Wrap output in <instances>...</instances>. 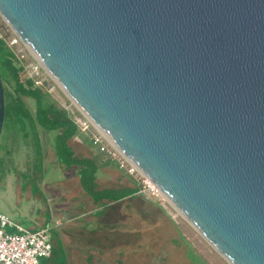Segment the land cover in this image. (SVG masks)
<instances>
[{
    "label": "water",
    "instance_id": "95a60500",
    "mask_svg": "<svg viewBox=\"0 0 264 264\" xmlns=\"http://www.w3.org/2000/svg\"><path fill=\"white\" fill-rule=\"evenodd\" d=\"M0 15L230 264H264V0H0ZM4 115L0 74V135Z\"/></svg>",
    "mask_w": 264,
    "mask_h": 264
},
{
    "label": "rangeland",
    "instance_id": "374dc122",
    "mask_svg": "<svg viewBox=\"0 0 264 264\" xmlns=\"http://www.w3.org/2000/svg\"><path fill=\"white\" fill-rule=\"evenodd\" d=\"M14 34V31L0 15V37L8 39ZM20 77L21 80H25L23 72H20ZM56 88L50 95L57 106L66 109L71 117L76 115L82 120L86 119L87 116L79 108L73 107L72 101L65 92ZM23 99L29 109L34 111L33 100L27 97ZM93 125L88 124L86 131H78L76 135L81 140L86 139L87 145L90 144L89 141L92 143V135L99 131ZM37 134L41 164L34 167L36 153L31 139L24 140L21 138L20 132L16 131L11 124L3 123L0 135V211L9 214L10 216H8L15 221L20 220L24 225H28L30 221L39 217L41 219L42 216L50 225H53L54 215L61 216L58 209L63 212L72 203H84L87 196L81 192L77 185L74 167L69 170L63 169L62 172L53 150V133H47L39 128ZM75 143H77L76 150L80 154L79 142ZM92 145L96 146L93 143ZM104 156L107 157L105 153ZM55 210H58L57 214H55ZM173 213L176 211L173 210ZM177 217L181 233L190 247L188 259H192V256L195 255L200 258V264H230L187 220L178 213ZM78 225L79 222H77V226L64 225L61 231L63 234L62 245L67 249L68 255V257L66 254L64 255L67 259L66 264H176L177 262V257H168L167 253H161L158 257L149 259L139 255H129V253L127 256L118 257L115 251H111L106 257L87 259V242L85 243L87 230H84L85 227L79 230ZM70 228L80 231L78 241H73L72 235H69L68 232L72 231ZM47 230L50 238L55 237V230H52V227ZM109 235L112 234L103 232L99 234V237L101 240L108 241L112 239V236ZM102 253L105 256L108 250L102 251ZM192 253L194 255H191Z\"/></svg>",
    "mask_w": 264,
    "mask_h": 264
},
{
    "label": "crops",
    "instance_id": "0c3cea01",
    "mask_svg": "<svg viewBox=\"0 0 264 264\" xmlns=\"http://www.w3.org/2000/svg\"><path fill=\"white\" fill-rule=\"evenodd\" d=\"M76 135L69 140L74 155L78 158H89L94 161L96 165V190L106 192L112 197H105L99 202H95L82 189L77 167L73 165L66 169L59 164L62 172L63 169L75 168V180L81 192L87 196L86 201L78 204L72 203L63 212L58 209L61 216L54 215L55 222L53 225H50L43 216L41 219L39 217L30 221L28 225H24L20 220H16L17 223L30 229L52 227V230H55V237H49L52 250L53 247L58 248L60 246L66 257H68L67 249L62 245L63 234L61 231L64 225L77 226V222H79V230L84 229V227V230H87V240H85V243L87 242V259L106 257L111 251L117 252L118 257L127 256L129 253V255H139L149 259L158 257L161 253H167L168 257H177L176 264H195L191 259H188L190 247L181 233L180 224L171 218L159 202L136 194L138 182L134 176L120 169L116 161L104 156V153L92 145L91 141L87 145L86 139L81 140ZM76 141L79 142L80 154L76 150ZM58 210H55V214L58 213ZM70 230L72 229L70 228ZM79 232L73 229L68 233L72 235L73 241H78ZM103 232L112 234L109 235L112 236V239L101 240L99 234ZM107 250L108 253L104 256L102 251ZM44 260L46 258L42 259L41 263Z\"/></svg>",
    "mask_w": 264,
    "mask_h": 264
},
{
    "label": "trees",
    "instance_id": "16d2710c",
    "mask_svg": "<svg viewBox=\"0 0 264 264\" xmlns=\"http://www.w3.org/2000/svg\"><path fill=\"white\" fill-rule=\"evenodd\" d=\"M22 65L16 58L13 50L0 37V74L4 88L5 115L4 123L18 130L21 138L31 139L35 148L37 164H41V152L37 131L42 129L53 133V150L59 164L66 169L77 167L79 183L95 202L105 197L111 198L106 192L96 190L95 172L96 165L89 158H78L74 155L69 140L78 133V126L73 121L69 112L58 107L54 99L47 92L35 87L31 80H21ZM24 97L34 102V111H31L24 101ZM38 171V170H37ZM115 197V196H114ZM60 247V246H59ZM54 248L51 256L42 264H66L62 248ZM61 250V251H60ZM191 255H194L193 253ZM193 259V260H192ZM195 264H200V258L192 256Z\"/></svg>",
    "mask_w": 264,
    "mask_h": 264
},
{
    "label": "built area",
    "instance_id": "2783aa9c",
    "mask_svg": "<svg viewBox=\"0 0 264 264\" xmlns=\"http://www.w3.org/2000/svg\"><path fill=\"white\" fill-rule=\"evenodd\" d=\"M4 41L13 50L22 65L21 72L25 74V80H31L35 87L49 94L55 87L59 88L16 33ZM72 119L77 124L78 131H86L88 124H94L88 117L82 120L73 115ZM92 143L108 158L116 161L120 169L136 178L138 182L137 195L158 201L177 223H179L177 213L184 218L158 187L118 148L111 145L109 138L104 133L99 130L97 134H93ZM173 210L176 213H173ZM47 231L46 228L24 227L0 211V264H42L41 260L49 258L52 253V243Z\"/></svg>",
    "mask_w": 264,
    "mask_h": 264
}]
</instances>
